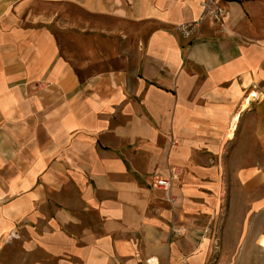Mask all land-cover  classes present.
<instances>
[{
    "label": "crops",
    "instance_id": "1",
    "mask_svg": "<svg viewBox=\"0 0 264 264\" xmlns=\"http://www.w3.org/2000/svg\"><path fill=\"white\" fill-rule=\"evenodd\" d=\"M203 1L0 0V240L204 264L207 238L261 239L264 0H220L224 25L186 39Z\"/></svg>",
    "mask_w": 264,
    "mask_h": 264
},
{
    "label": "rangeland",
    "instance_id": "2",
    "mask_svg": "<svg viewBox=\"0 0 264 264\" xmlns=\"http://www.w3.org/2000/svg\"><path fill=\"white\" fill-rule=\"evenodd\" d=\"M65 11V8L63 9ZM71 13L74 18L80 17L79 12L69 8L64 12L63 19ZM227 198V195H225ZM224 198V199H225ZM203 227L212 228L207 224ZM211 237V236H210ZM202 243L210 245V254L204 264H264V217L261 218V239L237 240L228 236L225 239L207 238ZM203 258H205L202 255ZM204 260V259H203ZM0 264H53L51 257L43 251L25 249V243L18 233H11L0 240Z\"/></svg>",
    "mask_w": 264,
    "mask_h": 264
},
{
    "label": "built area",
    "instance_id": "3",
    "mask_svg": "<svg viewBox=\"0 0 264 264\" xmlns=\"http://www.w3.org/2000/svg\"><path fill=\"white\" fill-rule=\"evenodd\" d=\"M203 12L201 17L192 23L184 24L178 27L179 33L186 39H193L197 36L199 30L202 25L208 21L212 20L218 24L224 25L228 12L227 10L220 5V0H204L202 3ZM177 179V176L171 175L169 178L159 179L156 182V186L170 194L173 188V181ZM183 230L175 231V234L181 236L183 234ZM147 264H157L152 260H148Z\"/></svg>",
    "mask_w": 264,
    "mask_h": 264
},
{
    "label": "bare ground",
    "instance_id": "4",
    "mask_svg": "<svg viewBox=\"0 0 264 264\" xmlns=\"http://www.w3.org/2000/svg\"><path fill=\"white\" fill-rule=\"evenodd\" d=\"M257 98V94H252L250 96V99L248 100V102H246L243 106V111L245 112V110L249 107L250 105V101L253 100V99H256ZM239 120H240V114H238L237 116H235L232 124H231V127L227 133V138L228 139H233L234 136H235V133L237 131V125L239 123Z\"/></svg>",
    "mask_w": 264,
    "mask_h": 264
}]
</instances>
